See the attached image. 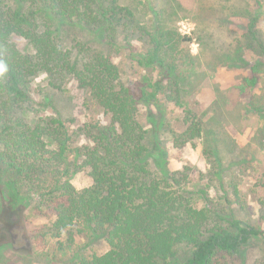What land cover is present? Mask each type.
<instances>
[{"label":"trees","instance_id":"1","mask_svg":"<svg viewBox=\"0 0 264 264\" xmlns=\"http://www.w3.org/2000/svg\"><path fill=\"white\" fill-rule=\"evenodd\" d=\"M164 1L0 0V62L7 67L0 76V202L18 213V222L33 207L50 220L52 235L67 236L70 244L81 234L107 243L103 255L77 253L70 264H233L263 235L259 226L227 214L206 188L196 192L205 201L200 208L195 191H188L189 169L158 175L151 168L153 158L163 170L165 159L154 157L144 109L156 106L162 117L158 127L163 126L161 97L184 105L196 59L189 47L193 39L176 26L183 5ZM252 1L264 9V0ZM258 20L251 21L249 33L264 50ZM66 26L91 32L106 49L79 41L69 45ZM123 51L127 62L144 71L138 79H124L114 60V53ZM212 56V63L244 59L239 50ZM258 67H251L239 86L242 93L257 86ZM40 75L48 82L41 89L44 100L51 92L66 93L73 80L87 94L84 105L93 104L108 117L76 130L75 120L61 111L30 119L45 107L32 90ZM187 113L189 126L175 137L177 147L205 130ZM217 135L204 152L214 159L213 173L223 184L228 140ZM82 137L86 142L78 144ZM82 173L89 184L78 188L75 180ZM232 191L240 199L236 182Z\"/></svg>","mask_w":264,"mask_h":264},{"label":"rangeland","instance_id":"2","mask_svg":"<svg viewBox=\"0 0 264 264\" xmlns=\"http://www.w3.org/2000/svg\"><path fill=\"white\" fill-rule=\"evenodd\" d=\"M152 1L154 4L165 2ZM179 1L184 11L176 26L182 34L193 39L189 47L196 57L194 67L189 70V73L193 72L192 85L187 86L189 92L182 96L183 106L161 97L166 112L164 125L160 128L158 124L162 117L157 107L149 105L144 109V122L150 129L154 157L161 155L165 159L163 170L155 165L153 158L151 168L158 175L163 171L189 169L191 184L188 191H195L200 208L205 201L196 192L206 188L216 204H223L227 214L259 226L263 235L254 237L232 263L264 264V50L249 33L251 21L259 16L256 27L260 42L264 44V9H258L252 0ZM204 8L210 11L206 9V12ZM65 35L69 45L79 41L106 49L89 31L66 26ZM236 50L240 51L243 61L235 63L225 57L213 63L210 60L213 52ZM114 55L116 63L123 68L124 79H138L144 74L142 69L126 61V52ZM255 65L259 66L258 84L242 93L239 86ZM47 83L44 75L32 82L35 99L45 101V107H38L33 115L29 114L30 119L37 120L61 111L75 120L71 126L76 130L86 122L105 121L108 117L101 108L89 102V109L84 105L87 94L73 80L66 93L51 92L48 100H44L46 96L41 94V89L46 90ZM187 111L203 123L205 130L198 139L177 147L175 137L189 126L185 122ZM217 134L227 135L228 140V147L222 151L223 184L220 175L213 173L214 159L211 162L204 152L206 146L213 147ZM83 142L86 141L82 137L78 144ZM232 182L239 187L240 199L233 194ZM75 184L78 188L87 186L86 174L79 175ZM226 196L230 198V206L226 204ZM17 214L11 206L0 202V264H70L77 253L103 255L108 250L103 239L81 234L70 244L67 236L54 237L49 230L50 220L37 214L33 207L24 213L21 222L16 220Z\"/></svg>","mask_w":264,"mask_h":264},{"label":"clouds","instance_id":"3","mask_svg":"<svg viewBox=\"0 0 264 264\" xmlns=\"http://www.w3.org/2000/svg\"><path fill=\"white\" fill-rule=\"evenodd\" d=\"M6 71H7L6 65L0 62V76H2Z\"/></svg>","mask_w":264,"mask_h":264}]
</instances>
